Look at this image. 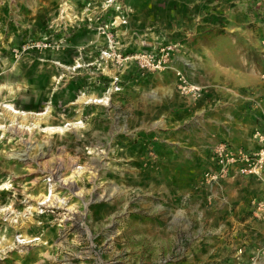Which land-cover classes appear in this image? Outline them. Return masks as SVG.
I'll list each match as a JSON object with an SVG mask.
<instances>
[{
  "label": "rangeland",
  "instance_id": "1",
  "mask_svg": "<svg viewBox=\"0 0 264 264\" xmlns=\"http://www.w3.org/2000/svg\"><path fill=\"white\" fill-rule=\"evenodd\" d=\"M179 1L0 0V102L39 111L50 101V123H82L58 133L0 129V264H222L218 234L189 215L192 190L211 187L200 183L202 155L185 150L191 123L175 124L163 111L149 114L132 97L128 88L135 84L144 101L157 100L159 90L138 84L157 73L140 78L134 67L101 57L104 24L120 51L151 48L164 30L158 14ZM259 7L250 11L262 28ZM114 10L124 13L121 25ZM75 57L83 67L52 63L69 65ZM113 75H120L118 91ZM91 92H109L108 103L72 104ZM1 124L10 121L0 109ZM248 176L261 181L264 172ZM41 193L60 200L35 201ZM258 201L248 211L253 221L264 215ZM263 254L264 244L248 257L262 264Z\"/></svg>",
  "mask_w": 264,
  "mask_h": 264
},
{
  "label": "crops",
  "instance_id": "2",
  "mask_svg": "<svg viewBox=\"0 0 264 264\" xmlns=\"http://www.w3.org/2000/svg\"><path fill=\"white\" fill-rule=\"evenodd\" d=\"M252 5H259L264 13V0H180L164 4L158 14L164 26L160 35L177 44L173 66L201 86V96L193 100L179 94L172 70L138 83L159 90L157 100L144 101L134 90L135 84L128 88L135 91L132 97L143 102L149 114L163 111L175 124L191 123L185 132V150L202 155L199 178L212 168L210 147L216 139L249 147L254 144L253 131L264 126V79L260 77L264 72V26L257 27ZM147 19L152 23V18ZM256 199L264 201V178L259 181L248 175L232 174L217 185L192 190L194 204L189 215L197 220V227L207 225L218 234L215 248L222 264H236L238 249L243 252L241 258H247L264 244V215L253 221L248 213ZM239 217L247 218L240 221ZM260 260L264 264V254ZM190 263L194 262L179 264Z\"/></svg>",
  "mask_w": 264,
  "mask_h": 264
},
{
  "label": "built area",
  "instance_id": "3",
  "mask_svg": "<svg viewBox=\"0 0 264 264\" xmlns=\"http://www.w3.org/2000/svg\"><path fill=\"white\" fill-rule=\"evenodd\" d=\"M123 20L126 21L125 18ZM101 33L107 41L105 49L101 50L103 59L114 60L118 66H123L124 70L134 67L140 78L149 74L172 70L175 76L174 86L178 93L193 100L200 98L201 86L192 82L184 70L173 66L177 44L169 42L165 35H158L156 45L149 49L122 52L115 45V37L108 24H104ZM261 44L264 46V41H261ZM119 77L116 75L112 79L110 78V84L116 83L115 91L120 89V85H117ZM260 77L264 79V72L260 73ZM101 78L102 76L98 84L103 85L104 80ZM252 138L254 144L249 147L237 146L227 140L214 142L210 147L212 168L202 174L200 183L205 186H212L232 174L260 176L264 172V126L256 128ZM257 210H264L263 201L257 202ZM237 253L239 260L236 264H256V257L241 258V249H238Z\"/></svg>",
  "mask_w": 264,
  "mask_h": 264
},
{
  "label": "bare ground",
  "instance_id": "4",
  "mask_svg": "<svg viewBox=\"0 0 264 264\" xmlns=\"http://www.w3.org/2000/svg\"><path fill=\"white\" fill-rule=\"evenodd\" d=\"M67 9H68V7H66V8L63 7V12L66 13V16L65 15L64 16L67 17V19L69 21H72V18H73L72 14H71V12L69 13L67 11ZM87 10H88V8L86 9V11ZM114 12L117 13V16L114 18V20H116L115 24H116V22L119 23L120 25L122 23H124V20L122 18L124 13L121 11L118 12V10H114ZM119 24H116V25H119ZM41 61H49L50 62V60H41ZM81 61H82L81 58L75 57L73 59L72 63H70L69 65L68 64H62L61 62L54 61V60H52V63H53V65L56 64V66H58L60 68L71 69V68L83 67L84 64L82 65ZM104 65H108V64H104ZM108 73L113 74V70H109ZM116 73H117V71L114 70V75ZM114 75L112 77H115ZM55 80H57V78H55ZM9 89L12 91L11 87H9ZM109 94L110 93L107 92L103 96H99V95H96L94 92H91L89 95L83 93L72 104L82 105V104H88V103H92V104L95 103V104H103L104 105V104L108 103ZM49 104H50V101H48L47 104L41 110L37 111V110H29V109L19 108L16 105H14L12 102H5V101L0 102V109L2 111V114L4 116H6L8 118V120L10 121L9 125L5 124L4 126H2V124H1L0 129H3L5 131L6 126H9L8 129L13 128L16 131L18 130L21 132H24V131L26 132L28 130L34 131L37 129L38 131H44V132H49V133H58V132H63V131L69 130L71 127L82 125V123L80 121H76V120L65 121L63 123H50L49 117H50L51 107L49 106ZM82 169H83V167L78 168L73 173L80 172V170H82ZM72 176L64 177V178H62V181H64V182L68 181ZM1 186L3 189H7V183H3ZM34 199L37 202H41V201L46 202V200H48V202H50V203L54 202V200H57V201L60 200V198L55 194H50L49 198H48L46 196V194H43V193L39 194ZM32 209H34V208L32 207ZM22 237L24 239L22 241L29 240V237H27L25 235H22Z\"/></svg>",
  "mask_w": 264,
  "mask_h": 264
}]
</instances>
